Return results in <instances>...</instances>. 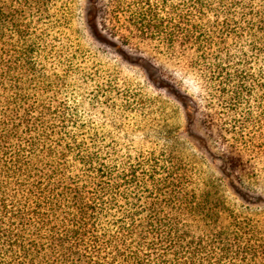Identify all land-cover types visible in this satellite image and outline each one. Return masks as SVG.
<instances>
[{
	"label": "trees",
	"instance_id": "obj_1",
	"mask_svg": "<svg viewBox=\"0 0 264 264\" xmlns=\"http://www.w3.org/2000/svg\"><path fill=\"white\" fill-rule=\"evenodd\" d=\"M86 1L0 0V264H264V217L227 203L177 127L150 125L156 100L95 43ZM97 13L194 98L231 174L264 190V0Z\"/></svg>",
	"mask_w": 264,
	"mask_h": 264
},
{
	"label": "rangeland",
	"instance_id": "obj_2",
	"mask_svg": "<svg viewBox=\"0 0 264 264\" xmlns=\"http://www.w3.org/2000/svg\"><path fill=\"white\" fill-rule=\"evenodd\" d=\"M99 2L100 0L86 1L85 20L88 28L95 43L116 58L129 77L128 80L143 86L156 100L150 125H166V129L177 127L181 138L189 142L185 143L184 152L197 158V168L202 171L203 177L212 176L214 182L217 181L227 203L238 211L244 210L245 207L249 208L245 212L264 217V190L253 185L247 178L241 182L231 174L220 150L214 142L207 139L198 125V111L194 108L197 103L194 98L189 92L180 89L172 80L163 76L146 55L134 53L120 46L101 30L97 13ZM257 212L261 213L257 215Z\"/></svg>",
	"mask_w": 264,
	"mask_h": 264
}]
</instances>
